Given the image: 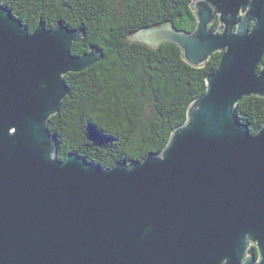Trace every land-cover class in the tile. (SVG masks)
I'll use <instances>...</instances> for the list:
<instances>
[{
  "label": "water",
  "instance_id": "water-1",
  "mask_svg": "<svg viewBox=\"0 0 264 264\" xmlns=\"http://www.w3.org/2000/svg\"><path fill=\"white\" fill-rule=\"evenodd\" d=\"M190 7L193 32L165 24L130 41L174 44L193 68L222 52L205 92L161 153L104 170L57 159L47 126L64 76L101 53L74 56L82 31L39 22L29 33L0 5V264H264V123L251 133L236 112L264 98V0Z\"/></svg>",
  "mask_w": 264,
  "mask_h": 264
},
{
  "label": "trees",
  "instance_id": "trees-1",
  "mask_svg": "<svg viewBox=\"0 0 264 264\" xmlns=\"http://www.w3.org/2000/svg\"><path fill=\"white\" fill-rule=\"evenodd\" d=\"M193 0H0L32 33L39 22L47 30L58 23L82 31L72 55L96 48L102 60L80 73L64 76L69 89L47 126L57 141L56 157L75 153L106 170L117 163L158 154L174 129L183 125L189 105L206 90V78L218 65L214 53L193 68L170 43L150 48L132 43L142 29L170 24L191 33ZM216 21L210 27L214 32ZM264 65V56L259 68ZM240 121L255 133L264 123V98L247 97L236 106ZM248 253H255L250 247Z\"/></svg>",
  "mask_w": 264,
  "mask_h": 264
}]
</instances>
